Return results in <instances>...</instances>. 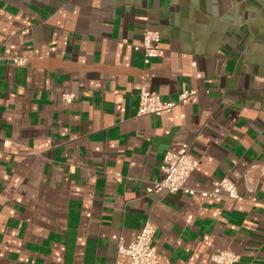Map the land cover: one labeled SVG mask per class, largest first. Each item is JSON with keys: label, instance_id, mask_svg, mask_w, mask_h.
I'll use <instances>...</instances> for the list:
<instances>
[{"label": "crops", "instance_id": "obj_1", "mask_svg": "<svg viewBox=\"0 0 264 264\" xmlns=\"http://www.w3.org/2000/svg\"><path fill=\"white\" fill-rule=\"evenodd\" d=\"M182 144L195 193L148 194ZM146 221L162 263L264 264V0H0V264H126Z\"/></svg>", "mask_w": 264, "mask_h": 264}, {"label": "built area", "instance_id": "obj_2", "mask_svg": "<svg viewBox=\"0 0 264 264\" xmlns=\"http://www.w3.org/2000/svg\"><path fill=\"white\" fill-rule=\"evenodd\" d=\"M159 32L146 29L142 33V42L135 49L143 52V63L147 65L152 58L160 57L163 54L162 48L158 44ZM10 62L13 65H21L24 60L12 57ZM187 92H182L177 101H165L154 92L149 90L146 85H142L138 92V115H161L170 112L178 101L187 96ZM74 95L66 92L62 94L65 103H71ZM197 161L189 155V147L182 144L175 152H166L160 164L162 177L155 180L151 186L146 188L148 194L166 191L169 193L194 194L193 189L185 186V182L194 171ZM200 195L206 198L226 197L240 199L238 197L235 184L223 177L213 183L210 191H201ZM155 231L154 225L146 221L134 239L127 246H119V252L128 257L126 264H165L157 259L155 247L152 244V237ZM210 262L215 264H235L239 261V255L231 250H220L212 253Z\"/></svg>", "mask_w": 264, "mask_h": 264}]
</instances>
